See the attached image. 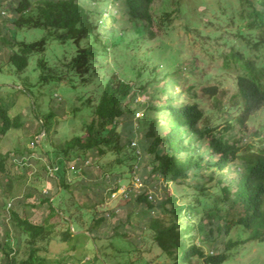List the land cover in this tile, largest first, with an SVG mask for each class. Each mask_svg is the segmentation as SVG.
<instances>
[{
  "label": "trees",
  "instance_id": "trees-1",
  "mask_svg": "<svg viewBox=\"0 0 264 264\" xmlns=\"http://www.w3.org/2000/svg\"><path fill=\"white\" fill-rule=\"evenodd\" d=\"M156 1L0 0V53H7L3 64L22 73L38 56L41 74L34 84H63L66 92L76 94L79 110L88 114L82 136L68 138L46 154L54 156L48 178L60 188L58 197L52 200L56 194L46 193L39 203H17L8 214L0 206V223L9 216L27 249L19 259L8 240H0L2 264H50L37 244L56 232L53 218L67 225L73 221L69 211L60 208L63 214L59 213L55 205L59 199L67 195L81 208L66 169L78 160L76 169H83L90 151L115 157L107 168L98 165L104 174H116L109 196L117 192L116 178L123 175L138 178L144 186L134 202L146 223L140 228L133 225L141 231L142 242L132 249L129 242L126 251H119L132 254L131 262L225 264L238 245H264V148L253 146V136L261 137V128L249 136L247 127L264 110V0H238L237 18L219 20L223 13L213 11L216 17L209 24L213 30L207 33L187 27L194 32L190 44L198 42L206 56L194 58L221 61L207 72L184 60L180 46L166 42L148 46L160 30L166 35L173 32L172 11L164 12L160 20L153 16ZM177 7L175 13H182L181 5ZM33 30H40L41 36L37 38ZM109 58L124 60L123 70L131 77L115 73ZM177 86L180 93L175 92ZM229 90L234 92L223 100ZM140 95L143 101H137ZM47 117L53 118V113ZM24 125L21 115L11 116L0 103V137ZM46 127L44 122L42 128ZM15 153L24 156L19 150ZM13 158L14 153L0 152L7 195L16 181L11 177ZM162 184H171L174 192L149 201V193ZM30 208H42L43 221L37 222ZM104 212L92 216L90 234H83L95 252L100 239L94 233L116 216L115 211ZM118 230L111 238L128 242L129 233ZM73 234L68 227L62 240L74 241L78 235ZM155 251L159 255L146 259ZM94 259L101 261L97 254Z\"/></svg>",
  "mask_w": 264,
  "mask_h": 264
},
{
  "label": "rangeland",
  "instance_id": "rangeland-1",
  "mask_svg": "<svg viewBox=\"0 0 264 264\" xmlns=\"http://www.w3.org/2000/svg\"><path fill=\"white\" fill-rule=\"evenodd\" d=\"M179 5L182 7V13H175V9ZM239 10L238 0H157L152 5L153 16L160 20L164 12L172 11L174 14V16L172 14L173 32L166 35L163 30H160L157 39L148 46H157L161 42L172 44L175 47L180 46L183 50L181 56L184 60L193 61L205 72L210 71L214 66L221 64V61L205 63L201 61V58H198L197 61L194 55L198 54L202 58L206 56L200 51L201 46L198 42L190 44L189 41L193 39L194 32L187 27H191L193 31L207 33L213 30L209 26L210 20L216 17L213 11H217L220 14L223 13V15H218L219 20H223L229 17L237 18ZM109 24V21H107L106 25ZM156 28L159 30L157 25ZM230 29L233 30V28ZM31 33H37L36 36L38 38L42 32L33 30ZM6 57V51L0 53L1 64L7 61ZM37 58L38 56H33L28 68L22 73H17L12 64H3L0 70L1 106L5 109L7 108L11 116L21 115L25 121L23 128L11 130L5 136L0 137V152L14 153V160L11 164V177L13 180L16 179L13 182L10 194L7 195L5 192L7 179L0 173V206L5 209L4 214H8V211L15 207L17 203H39L41 197L49 192L52 195L56 194L53 195L52 200L58 197L61 193L60 188L57 189L55 183L50 182L48 178L53 172L52 161L54 156L52 154L51 158H48L46 154L53 152L54 147L59 146L66 139L82 136L84 123L88 120L87 111L85 109L79 110L78 108L79 104L76 94L70 91L66 92L63 89V84L56 87L53 84L44 87L34 84L41 74V70L37 68ZM128 61L126 60L127 63ZM107 62L115 73H123L131 77L129 73L123 70L125 67L124 60L119 61L109 58ZM115 63L117 66H115ZM175 90L176 93L181 92L178 86ZM233 92V90H229L228 95L224 96L223 100H227ZM137 101H143L141 95L137 98ZM49 113H53V118L47 117ZM136 118H139L138 114ZM44 122H46V129L42 128ZM262 126H264V110L258 112L255 118L247 125L249 136L261 128V137L253 136L254 149L264 148V128L262 129ZM35 144L39 145V148L35 147ZM133 147H136V145L133 144ZM17 150L24 153L22 158L19 153H15ZM114 158V156L110 155L98 157L95 151H90L86 162L83 164V169H76L77 164H80L79 160L75 162L77 163L76 165L68 163L66 176L69 183L71 185L74 184L76 187L74 189V197L75 201L81 205V208L74 206L71 198L67 197V195L55 203L58 211L61 209H65V212L66 210L69 211L68 213L73 218V221L67 225L60 221L59 218H53L51 222L57 223L56 232L54 231L53 236L48 241H40L37 244V247L42 249V254L47 256L50 264H145L141 261L131 262L130 257L132 254L119 253V251L128 249L127 245L129 242L130 249L142 242L141 231L135 229L133 225L138 223V228L144 227L146 217L142 209L134 202V199L141 193V189L144 186L142 184L139 186V182L135 183L131 175L117 177L116 179L118 180L116 182L120 185L119 189L114 193L115 197H112V194L109 196V190L114 186L111 180L116 177V174H104V170H101L99 166L104 165L107 168L108 165L113 163ZM20 175H23L22 179L17 181ZM153 191L149 193L152 195V200L149 201H158L164 192L167 195L172 194L174 187L171 184H162L157 192L155 189ZM30 194L33 195L30 197ZM125 195L131 199L130 202L125 200ZM101 199H103L102 204H97ZM18 208L17 210L21 212V208ZM30 211L37 222L43 221L45 211L42 208H33V211L30 208ZM103 211H105V214L115 211L116 216L101 224L96 233H94L96 238L100 239L99 246L95 247V252L90 244L88 246L89 239L85 235L89 233L92 216L100 215ZM59 213L63 214L62 211ZM157 213H160V211ZM67 218L69 217L67 216ZM10 220V217L7 216L5 221L0 223V240L6 242L7 239L10 247L18 253V257L21 259L26 255L27 249L25 243L15 233ZM71 225L74 231L82 233L73 234L78 235L77 238H74V241L64 242L61 233L71 227ZM116 227L120 231L129 233L128 242L127 240L116 239V237L111 238ZM232 236L235 239L236 234ZM111 242L113 247L112 244L110 246ZM99 249H101V252ZM100 253L103 254L102 258ZM153 253L145 255L146 259L150 260L155 255H159L160 252L155 251ZM96 254L101 261L103 260V263L95 261L94 255ZM1 260L0 257V264H2ZM262 261H264V245H258L256 242H245L234 248L229 261L225 264H261ZM154 263L161 264L162 261L157 260Z\"/></svg>",
  "mask_w": 264,
  "mask_h": 264
},
{
  "label": "built area",
  "instance_id": "built-area-1",
  "mask_svg": "<svg viewBox=\"0 0 264 264\" xmlns=\"http://www.w3.org/2000/svg\"><path fill=\"white\" fill-rule=\"evenodd\" d=\"M136 182H139L140 183V180L139 179H135V183ZM139 186H141V183H140V185ZM140 189V188H139ZM126 196V195H125ZM112 197H115V194H112ZM126 198H128L127 196H126ZM149 200H152V195L151 194H149Z\"/></svg>",
  "mask_w": 264,
  "mask_h": 264
},
{
  "label": "water",
  "instance_id": "water-1",
  "mask_svg": "<svg viewBox=\"0 0 264 264\" xmlns=\"http://www.w3.org/2000/svg\"><path fill=\"white\" fill-rule=\"evenodd\" d=\"M70 222V221H69ZM71 223V222H70ZM71 232H73L74 234H79V233H82V232H76V231H74L73 229H72V225H71Z\"/></svg>",
  "mask_w": 264,
  "mask_h": 264
}]
</instances>
